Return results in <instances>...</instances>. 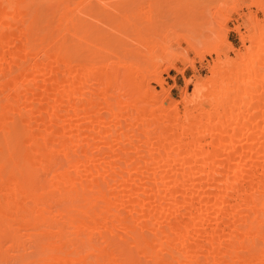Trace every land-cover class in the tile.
<instances>
[{"label": "bare ground", "instance_id": "6f19581e", "mask_svg": "<svg viewBox=\"0 0 264 264\" xmlns=\"http://www.w3.org/2000/svg\"><path fill=\"white\" fill-rule=\"evenodd\" d=\"M88 1L0 0V264H264V38L198 47L136 10L118 52L78 32ZM180 37L216 57L178 101Z\"/></svg>", "mask_w": 264, "mask_h": 264}, {"label": "rangeland", "instance_id": "374dc122", "mask_svg": "<svg viewBox=\"0 0 264 264\" xmlns=\"http://www.w3.org/2000/svg\"><path fill=\"white\" fill-rule=\"evenodd\" d=\"M78 1L76 0V3ZM260 3L264 5V0H89L85 3L86 9L78 32L88 29L92 39L105 32L108 34L107 37L100 40L116 51L123 52L121 50L123 46L119 41L123 34L121 30L128 27L127 23L129 22L126 23L122 15L141 10L143 14L141 15L139 12L140 18L132 20L137 19L135 24L137 23L144 29L149 27L147 30H155L156 33L162 32L167 25L178 24L180 17L187 16L186 18H190L188 20L191 21H189L191 24L188 22L189 24L187 23L185 26L187 28L189 26L191 29L188 30L185 26L181 29L179 25L178 28L181 29L180 33L183 35L190 34L188 36H192V40L198 47L208 44L223 48V43L227 42L232 44L236 50L245 51L246 48L252 49V43L246 40L243 44L240 34L247 35L256 31V39L264 38V31H262L264 9L260 8ZM109 8L113 9L116 15H107ZM252 15L258 22L253 20ZM154 27L156 28L154 29ZM178 28L177 31H179ZM222 32H225L226 41L222 40ZM167 35L168 38H172L175 31H170ZM174 40L176 41V39L169 41L170 49L175 47L173 50L177 49L179 45ZM179 42L184 47V53L188 54L190 58L192 57L193 65L184 60H176L175 68L165 69V62H162L161 69L159 68L163 86L169 89L168 98L178 101L181 99V91L185 87L187 79H190L187 85L188 93H190L195 82H201L210 75V68L216 57L214 52H205L200 59L193 49L187 46L185 39L180 37ZM157 53L161 55L162 50L157 49ZM227 55L233 56L234 51L229 50ZM222 57L224 58V55ZM140 59L143 60L142 57ZM150 85L157 91H161V86L154 80L150 81ZM179 106L181 108L182 103Z\"/></svg>", "mask_w": 264, "mask_h": 264}]
</instances>
